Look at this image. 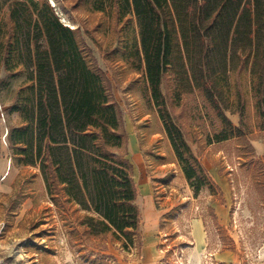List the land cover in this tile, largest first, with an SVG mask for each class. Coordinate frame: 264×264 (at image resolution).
Masks as SVG:
<instances>
[{
	"label": "rangeland",
	"instance_id": "1",
	"mask_svg": "<svg viewBox=\"0 0 264 264\" xmlns=\"http://www.w3.org/2000/svg\"><path fill=\"white\" fill-rule=\"evenodd\" d=\"M10 2L0 0V264H147L143 234L156 225L150 235L154 264H264V121L247 76L231 79L237 82L229 91L232 107L219 105L238 128L232 133L202 92L177 96L173 76L161 79L166 109L212 184L195 193L143 74L116 52L137 38L134 20L96 11L93 0H47L90 51L127 138L124 155L140 215L134 242L126 245L111 232L93 236L84 224L92 214L63 197L55 206L38 167L17 164L9 148L8 130L20 126L9 109L27 80L23 68L15 76L8 70ZM225 134L229 139L217 141Z\"/></svg>",
	"mask_w": 264,
	"mask_h": 264
},
{
	"label": "trees",
	"instance_id": "2",
	"mask_svg": "<svg viewBox=\"0 0 264 264\" xmlns=\"http://www.w3.org/2000/svg\"><path fill=\"white\" fill-rule=\"evenodd\" d=\"M93 8L134 20L137 38L116 52L143 74L189 185L195 193L211 187L166 109L161 79L173 76L177 96L202 92L232 133L238 128L219 105L232 107L229 91L237 82L231 79L245 74L263 123L264 0H93ZM9 19L8 70L15 76L23 68L27 75L9 109L20 117L6 135L13 159L38 167L55 206L63 197L90 212L84 224L91 235L111 232L132 245L140 222L136 188L103 74L47 0H12Z\"/></svg>",
	"mask_w": 264,
	"mask_h": 264
},
{
	"label": "crops",
	"instance_id": "3",
	"mask_svg": "<svg viewBox=\"0 0 264 264\" xmlns=\"http://www.w3.org/2000/svg\"><path fill=\"white\" fill-rule=\"evenodd\" d=\"M155 227H157V225L154 227L149 226L145 229V233L143 234L145 236V244H143L142 257L144 262L147 264L158 263L150 243V235H152L151 233L155 230ZM192 231L195 232L197 237L200 236V228L198 226H196Z\"/></svg>",
	"mask_w": 264,
	"mask_h": 264
},
{
	"label": "water",
	"instance_id": "4",
	"mask_svg": "<svg viewBox=\"0 0 264 264\" xmlns=\"http://www.w3.org/2000/svg\"><path fill=\"white\" fill-rule=\"evenodd\" d=\"M68 27V26H67Z\"/></svg>",
	"mask_w": 264,
	"mask_h": 264
}]
</instances>
